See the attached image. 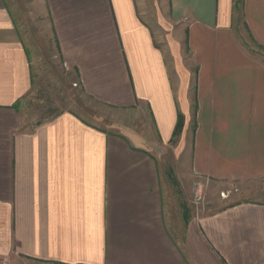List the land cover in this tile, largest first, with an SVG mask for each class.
<instances>
[{"label":"crops","instance_id":"crops-1","mask_svg":"<svg viewBox=\"0 0 264 264\" xmlns=\"http://www.w3.org/2000/svg\"><path fill=\"white\" fill-rule=\"evenodd\" d=\"M22 4L0 0V264H264V188L189 196L193 177L264 187V59L239 29L264 52V0ZM43 41L95 112L145 130L28 125Z\"/></svg>","mask_w":264,"mask_h":264},{"label":"rangeland","instance_id":"rangeland-1","mask_svg":"<svg viewBox=\"0 0 264 264\" xmlns=\"http://www.w3.org/2000/svg\"><path fill=\"white\" fill-rule=\"evenodd\" d=\"M23 3V7L30 10L31 0H17ZM241 30L243 43L252 48L256 54L264 59V52L257 48L247 35L244 27ZM38 32L43 28H37ZM42 33V32H41ZM44 51L36 50L34 61V86L32 91L21 102V113L23 119L30 126L52 117L60 112H74L87 119L90 124L105 127L111 131L131 132L143 131L146 124L140 114L133 110L101 114L92 108V101L86 100L76 82V77L60 68L59 59L52 58L51 51L47 48ZM126 130V131H125ZM191 177V176H190ZM189 196L194 205L199 208L216 207L223 204H230L236 200L246 198H261V189L264 187L259 183L243 187L237 184H216L193 177L189 181ZM220 196L222 202H216L215 197ZM225 197V198H223ZM198 202V203H197Z\"/></svg>","mask_w":264,"mask_h":264},{"label":"trees","instance_id":"trees-1","mask_svg":"<svg viewBox=\"0 0 264 264\" xmlns=\"http://www.w3.org/2000/svg\"><path fill=\"white\" fill-rule=\"evenodd\" d=\"M179 122H178V124H177V126H176V130H175V132H177V130H178V128H179Z\"/></svg>","mask_w":264,"mask_h":264}]
</instances>
